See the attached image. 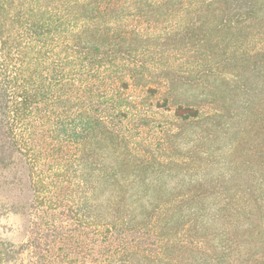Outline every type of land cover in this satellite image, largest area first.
Wrapping results in <instances>:
<instances>
[{
    "label": "trees",
    "instance_id": "16d2710c",
    "mask_svg": "<svg viewBox=\"0 0 264 264\" xmlns=\"http://www.w3.org/2000/svg\"><path fill=\"white\" fill-rule=\"evenodd\" d=\"M0 264H264V0H0Z\"/></svg>",
    "mask_w": 264,
    "mask_h": 264
},
{
    "label": "rangeland",
    "instance_id": "374dc122",
    "mask_svg": "<svg viewBox=\"0 0 264 264\" xmlns=\"http://www.w3.org/2000/svg\"><path fill=\"white\" fill-rule=\"evenodd\" d=\"M8 170L0 169V241L10 239L16 243L26 240L28 228V216L16 213L5 207L4 203L13 200L15 197L28 198L29 194L22 191L11 180Z\"/></svg>",
    "mask_w": 264,
    "mask_h": 264
}]
</instances>
